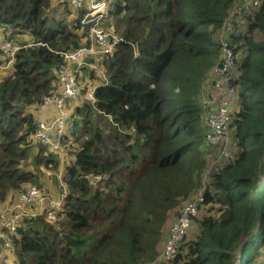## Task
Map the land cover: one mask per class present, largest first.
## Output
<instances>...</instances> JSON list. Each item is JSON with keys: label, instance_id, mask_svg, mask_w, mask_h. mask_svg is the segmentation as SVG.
I'll use <instances>...</instances> for the list:
<instances>
[{"label": "trees", "instance_id": "1", "mask_svg": "<svg viewBox=\"0 0 264 264\" xmlns=\"http://www.w3.org/2000/svg\"><path fill=\"white\" fill-rule=\"evenodd\" d=\"M103 1L110 22L103 17L101 26L122 41L89 71L101 78L95 105L85 98L68 113L60 223L23 217L12 236L15 264H142L163 248L169 228L160 225L199 189L188 191L191 166L204 163L196 149L206 147L198 94L219 57L222 22L241 0ZM51 2L0 0V29L9 27L6 39L19 47L0 68V205L30 184L47 185L59 169L53 150L32 137L33 112L58 89V70L74 66L62 52L89 44L82 20L90 8L60 1L73 15L69 26L45 14ZM246 26L230 43L240 64L228 126L235 160L210 173L175 258L163 264H233L242 236L236 264H264V203L254 188L264 177V1ZM7 62L0 51V66ZM32 153V168H22ZM90 174L101 180L90 185Z\"/></svg>", "mask_w": 264, "mask_h": 264}, {"label": "built area", "instance_id": "2", "mask_svg": "<svg viewBox=\"0 0 264 264\" xmlns=\"http://www.w3.org/2000/svg\"><path fill=\"white\" fill-rule=\"evenodd\" d=\"M73 8H80L88 3L89 12L85 14L82 22L90 24L89 44L79 46L72 52H62L70 67H62L58 70V86L61 92L52 93L45 97L41 108L54 105L58 114L48 123L38 122L33 138L42 144H50L56 151L62 148L61 139L64 131L72 128L68 122L67 110L64 106L65 99H78L80 88L78 87V73L82 67L94 66L92 60L100 59L101 56L110 54L118 42L122 41L116 33L102 28L100 21L106 15L105 2L103 0H67ZM264 0H241V4L232 9L224 18L218 42L220 46L219 58L215 66L208 72L201 84L200 110L204 126L203 139L209 150H215V165L208 169L206 174L217 172L227 163L235 160V153L229 146V122L230 105L235 95L233 79L240 69L236 61L230 43L246 31L247 13L253 9H259ZM19 47L5 39L0 44L2 55L12 63ZM135 55L138 54L134 49ZM101 71V69L97 68ZM91 104L94 98L88 94ZM111 119V118H110ZM53 133V138L50 136ZM90 184L101 180L99 175L87 176ZM204 185V184H203ZM203 186L191 195L188 202L183 204L178 211L177 218L171 223L168 237L163 244L160 253L142 264H163L172 261L176 254L180 241L188 231L192 217L197 212L198 205L203 201ZM66 196V186L62 184V190L57 197L44 194L36 186L27 187L17 195L12 203L0 209V263L14 264L12 258V236L16 233L23 217H36L44 214L43 218L48 223L57 221V213L62 209ZM38 201L41 204V212L32 210L30 206Z\"/></svg>", "mask_w": 264, "mask_h": 264}, {"label": "rangeland", "instance_id": "3", "mask_svg": "<svg viewBox=\"0 0 264 264\" xmlns=\"http://www.w3.org/2000/svg\"><path fill=\"white\" fill-rule=\"evenodd\" d=\"M60 1H62V0H52V2L49 3V6L46 7L45 14L48 15V17H50V18H55L56 20L61 19L64 23H67L69 26H71L72 25V21H73V15L71 13L70 14L68 13L69 15L68 14L65 15L61 11V6L63 7V3H61ZM105 1H107V0H105ZM58 2L60 3V5L58 4ZM105 15H107V10H106V14ZM105 19H106V16H105L104 20ZM104 20H103L104 24L105 25H108V23L110 21L109 20H105V21H107V23H105ZM101 21H100V24H101ZM87 24L88 23H84V25H87ZM3 31L6 32L7 35H9L11 33V29L9 27H5ZM82 45H86V44H81L80 46H82ZM98 62H99V59H97L96 62H94L95 63L94 65H96ZM82 70L80 71V73L81 72L82 73H85V75L88 77V79L91 82V86H92L93 83L98 82V80L96 79V76L94 75V73H95L94 71H93V76L91 77V75L89 74V71L90 70L88 71L86 69V67L84 69H82ZM99 72H101V71H99ZM96 74H97V77H100V76H98L99 75L98 73H96ZM79 75H78V77H80ZM101 77L103 78V76H101ZM86 80L87 79H83V78L80 77V84H81L82 87L85 86V85H87V83H85ZM106 81H107V78H106ZM81 91L82 90H80V95L83 94V91H82V94H81ZM91 93H92V96H93V91H91ZM92 105L93 106L95 105V101H93V104ZM0 136H1V134H0ZM30 144H32V143H30ZM196 150L201 155L202 160H204V163L200 159V161L197 164L191 166V168H194V173L197 175V177L194 178L195 182L193 181L191 183V185L188 187V191H192L191 188H193V187L194 188L197 187V188L200 189L203 186V184H205L208 176L210 175V174H206V172H207V170L209 168V165H210V168L211 169H213L214 168V165H215V162H213V160H211L208 157V152L206 151L205 147L204 148L202 147V143L201 142L198 145V147H197ZM192 154H193V152H192ZM70 155L71 154L70 153L68 154V151L65 149V156L66 157H69V159H70ZM209 155H211V154H209ZM33 156H34V153H32L31 161H27V160L22 161V163H21L23 165L22 168H28L29 169L30 163L33 161ZM210 161H211V163H210ZM65 164H66V161H65ZM200 164H201V167H200ZM30 168H32V166H30ZM42 169H43V171L45 173H48V174L51 173L50 168H42ZM57 173H58V171L55 174H57ZM50 176L53 177L54 182H53V184L49 185V189L48 190L49 191H52V192L53 191L54 192H57V190H56V177L57 176L54 175V174H51ZM30 186H36V187H38L40 189V191L42 193H44V194H47V195H50V196L54 195V194H51V193H49V192H47V191H45L43 189V187L47 186L44 183H43V186L42 187H39V186H37L35 184H30V185L26 186V188L27 187H30ZM254 188L256 190H258V193H257V196H256V201L257 202H261L262 201L261 203L263 204L264 203V177H263V175L259 176L255 180ZM174 214H175V211L172 213V219H173V216H175ZM58 223H60L59 216H58V220L54 224H58ZM170 224H171V219H167L166 222L162 223L159 228H162L163 231H164V233H166L167 232V229L169 228V225ZM263 228H264V222L262 223V230H263ZM13 250H14V244H13V241H12V258H13V261H14ZM14 264H15V262H14Z\"/></svg>", "mask_w": 264, "mask_h": 264}, {"label": "crops", "instance_id": "4", "mask_svg": "<svg viewBox=\"0 0 264 264\" xmlns=\"http://www.w3.org/2000/svg\"><path fill=\"white\" fill-rule=\"evenodd\" d=\"M101 25V24H100ZM6 37H7V34H6V32H4L3 30H1L0 29V44L6 39ZM20 38L22 39V38H26V39H29L28 38V35H27V33H25V34H23L22 36H20ZM219 58V57H218ZM218 61V60H217ZM217 61H216V63H217ZM215 63V64H216ZM95 64V63H94ZM215 64L208 70V72L215 66ZM9 64L7 63L6 65H4V66H0V68H2V70L3 69H5L7 66H8ZM86 69L89 71V70H96V67H94V66H91V67H86ZM82 69H80L79 70V73H78V75L81 77V78H83V79H87L86 80V82L85 83H87V85H85V86H81V84H80V77H78V87L80 88V90H83V89H85V91H87L86 93L84 92V94H82V95H80L79 96V98L78 99H65V101H64V106H65V108H66V110H67V115H68V113H74V107H76V106H78V105H80V103L83 101V99H89V97H88V94L89 93H91V91L93 90V88H95L94 86H96V84H97V82H95V83H93L92 84V86H91V82H90V80L88 79V77L85 75V73H80V71H81ZM83 71V70H82ZM208 72H207V74H206V76L208 75ZM99 74V73H98ZM206 76H205V78H206ZM99 78L100 77H98V80H99ZM103 78L105 79V76L103 75ZM97 79V78H96ZM101 79V78H100ZM205 80V79H204ZM203 80V81H204ZM202 81V82H203ZM202 84V83H201ZM88 90H87V89ZM60 92H61V89H60V86L58 87V89L56 90V92H54V93H58V94H60ZM200 93H201V86H200V90H199V94H198V100L200 99ZM91 101V100H90ZM199 107H200V104H199ZM237 110V109H236ZM71 111V112H70ZM200 113H201V110H200ZM58 114V110L56 109V107L54 106V105H49V106H47L45 109L44 108H41L40 106L36 109V110H34V112H33V118H34V121L36 122V125H37V123L38 122H40V121H42V122H44V123H48L52 118H54L56 115ZM75 114V113H74ZM76 115V114H75ZM68 119H69V117H68ZM109 120L111 121V119H110V117H109ZM68 122H70L71 124H72V122L70 121V119H69V121ZM36 128V127H35ZM35 131V130H34ZM34 134V133H33ZM50 136L53 138L54 136H53V133H50ZM32 137H33V135H32ZM34 139V138H33ZM35 140V139H34ZM36 141V140H35ZM37 142V141H36ZM37 143H39L40 144V142H37ZM42 144V143H41ZM44 145H47V147L50 149H52L53 150V155H54V157H55V159L59 162V169H58V173L57 174H55L57 177H56V190H57V192H52V191H49V190H47V192H49V193H51V194H54V195H52V196H54V197H57L58 195H59V192L62 190V184L64 183L65 184V186H66V183H65V181L62 179V173H63V170H64V166H65V161H66V159H67V157L65 156V148L63 147V148H61L60 150H58V151H56L55 149H53L52 147H51V145L50 144H44ZM50 149V150H51ZM205 149H206V151L208 152V157L211 159V160H213V162H214V160H215V150H209L208 149V147L206 146L205 147ZM33 150L34 149H32V152H33ZM51 150V151H52ZM209 154H211V155H209ZM65 159V160H64ZM210 163H211V161H210ZM208 169H211L210 168V165H209V168ZM88 179V178H87ZM53 182H54V180H53V178L52 179H50V180H47V185H51V184H53ZM90 184V183H89ZM95 184V183H94ZM90 185H93V184H90ZM26 189V188H25ZM24 189V190H25ZM49 189V188H48ZM23 190V191H24ZM22 192V191H21ZM66 193H67V188H66ZM19 194V193H18ZM17 194V195H18ZM17 195H16V197H15V200H16V198H17ZM9 198V195H8V197H7V199ZM14 200V201H15ZM7 201V200H6ZM12 203V202H11ZM7 204H9V203H4V205H0V209L1 208H3L5 205H7ZM30 208L32 209V210H35L36 212H39V208H40V212H41V204L38 202V201H36L35 203H33L31 206H30ZM58 220V219H57ZM168 234V233H167Z\"/></svg>", "mask_w": 264, "mask_h": 264}, {"label": "water", "instance_id": "5", "mask_svg": "<svg viewBox=\"0 0 264 264\" xmlns=\"http://www.w3.org/2000/svg\"><path fill=\"white\" fill-rule=\"evenodd\" d=\"M248 234H249V233H248ZM245 239H246V236H242V237L240 238V248H239L238 254H237V256H236V258H235L233 264H236V262L238 263L239 260H240V258H241L240 250H241V246L243 245Z\"/></svg>", "mask_w": 264, "mask_h": 264}, {"label": "bare ground", "instance_id": "6", "mask_svg": "<svg viewBox=\"0 0 264 264\" xmlns=\"http://www.w3.org/2000/svg\"><path fill=\"white\" fill-rule=\"evenodd\" d=\"M237 263V262H236Z\"/></svg>", "mask_w": 264, "mask_h": 264}]
</instances>
